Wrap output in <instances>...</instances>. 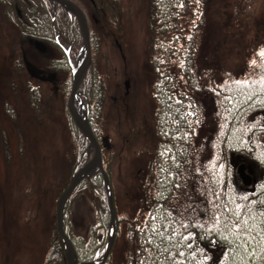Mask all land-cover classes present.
Returning a JSON list of instances; mask_svg holds the SVG:
<instances>
[{
    "label": "trees",
    "instance_id": "trees-1",
    "mask_svg": "<svg viewBox=\"0 0 264 264\" xmlns=\"http://www.w3.org/2000/svg\"><path fill=\"white\" fill-rule=\"evenodd\" d=\"M9 1L16 0H0V8L3 9ZM144 1L148 17L147 54L153 73L150 92L153 110L149 120L145 123L140 116L139 122L135 114H126L127 121L124 122L120 111L114 114L108 107L107 93L105 97L103 77L92 65L79 88L86 102L88 124L99 144L102 138H109L110 119L117 118L113 119L117 128L127 126L126 136L120 135L118 130L115 132L121 142L118 148L110 142V149H101L102 168L110 186L113 166L120 161L122 148L130 152L129 148L135 145L136 140H144L138 158L146 157L148 163L144 168L146 178L138 182V215L134 220L118 218L119 223H126L128 232L122 264H264V82L230 81L210 91L216 99L219 116L216 159L211 165H201L195 156L193 142L197 130L204 124V116L190 92L204 90L198 65V37L202 35L200 26L203 16L185 31L181 21L192 6L191 0ZM207 1L200 0L197 4L201 2L205 8ZM95 4L97 9L102 7L99 13L104 21L95 25V29L98 27L96 35L91 32V49L104 40L98 36V29L103 24H106V47L109 46L122 14L120 0H95ZM24 14L34 25L23 27L20 35H27L29 30L38 32V12L28 10ZM46 15L48 30L54 34L51 17ZM7 17L12 19L9 13ZM65 29L70 35V27ZM72 31L77 39L65 40L75 42L76 46L81 40L80 33L76 28ZM20 60H16L18 73L22 67ZM62 63L60 67L56 66V70L70 71L66 57ZM252 70L254 74L258 73V77H264L262 69L252 67ZM70 87L71 80L65 85L66 90ZM28 94L31 101L40 97L33 88H28ZM105 98L106 125L103 118ZM5 106L8 115L15 121L14 109L6 102ZM66 112L77 150L83 151L88 141L73 122L68 108ZM122 114L124 116V112ZM0 149L5 164L9 165L11 154L1 131ZM237 160L246 167L248 164L254 167L256 182L252 190L238 184L234 172ZM142 170L136 172L128 165L122 184L134 177L138 180ZM68 184L65 182L60 194ZM185 184L193 187V197L205 199V202H200L205 208L200 215L195 213V209L192 212L194 215L190 210L186 213L183 210L185 202L180 193L186 188ZM81 194L92 204L94 216L87 225L86 233L77 234L72 229L69 210L72 201ZM110 219L103 175L97 172L77 186L63 214L64 233L72 243L78 263H91L103 256L109 239ZM46 248L43 264H66L56 218L54 232ZM111 251L104 264L111 263Z\"/></svg>",
    "mask_w": 264,
    "mask_h": 264
},
{
    "label": "rangeland",
    "instance_id": "rangeland-1",
    "mask_svg": "<svg viewBox=\"0 0 264 264\" xmlns=\"http://www.w3.org/2000/svg\"><path fill=\"white\" fill-rule=\"evenodd\" d=\"M73 1L82 10H88L87 0ZM120 1V25L108 47L106 24L99 27L98 36L104 40L101 45L91 49V65L103 77L105 97L107 93L111 111L114 114L120 111V118L124 122L127 121L126 114H135L136 121L140 122L142 116L146 123L153 110L150 100L153 73L147 54V6L144 0ZM197 1L200 0H191L192 6L181 23L187 31L203 16L200 26L202 35L198 37V65L204 90L190 94L203 111L204 124L197 130L193 146L200 164L206 166L214 163L218 142L219 116L216 113V99L210 91H215L230 81L264 82V77H258V73L254 74L252 70V67H256L264 72V58L258 55L259 50L264 49V0H208L205 8L201 2L197 4ZM42 4L44 3L38 0L9 1L5 3L3 10L12 19L16 20L19 15L23 21L21 14L28 10L38 12ZM200 9L202 13H199ZM10 10L13 11L9 12ZM59 11L60 7L54 5L52 9H48V15L54 20L61 18ZM40 19L47 20V15ZM101 20L104 21L102 16L99 24ZM88 22L90 31L96 35L98 27L95 29V24L90 19ZM55 28L60 30L57 25ZM75 28L80 33L78 26L70 27V31L73 32L72 29ZM21 29L5 22L0 23V131L5 136L6 146L11 154L10 164L6 165L0 149V264H43L48 241L54 232L56 203L63 185L65 182L68 184L72 175L92 159L94 151L89 144L83 151L77 150L66 112L71 87L66 90L65 85L73 80L74 68L82 52L81 34L80 43L75 46L76 43L73 42V54L72 45H68V41L62 39L63 44H58L53 39L55 42L43 44L46 50L42 55L32 45L23 42L24 39H17ZM22 52H26L27 59L36 65L54 64L57 68L66 57L70 71L56 70L59 91H54L52 85H37L29 79L25 73ZM18 59L22 62L20 73L16 67ZM252 61L256 63L253 65ZM126 82L129 84L127 94ZM28 88L39 92L38 100H30ZM79 93L88 116L86 102L80 90ZM5 102L14 109L15 121L8 115ZM103 118L106 125V98ZM113 119L109 120V139L112 146L118 148L121 142L115 132L118 130L120 135L126 136L128 131L126 125L117 128ZM140 140H136L135 145L129 148L130 152H125L126 148H122L120 161L113 166L111 188L116 212V238L110 264H122L125 256L128 232L126 223H119L118 218L128 217L129 220H134L138 215V182L146 178L144 168L148 163L146 157L138 158L139 151L144 147V140ZM76 150L77 156L74 155ZM240 164L243 163L237 160L234 167ZM128 165L136 172L143 169V173L139 174L138 180L134 177L122 184L123 173ZM247 172L253 177L254 184V167L248 164ZM185 186L180 193L185 202V213L189 210L192 213L194 209L198 215L205 212V208L200 205L205 199L193 197V187L190 188L188 184ZM252 188L253 185L249 189ZM69 212L73 231L77 234L86 233L87 225L94 216L93 206L87 197L78 195L72 201Z\"/></svg>",
    "mask_w": 264,
    "mask_h": 264
},
{
    "label": "water",
    "instance_id": "water-1",
    "mask_svg": "<svg viewBox=\"0 0 264 264\" xmlns=\"http://www.w3.org/2000/svg\"><path fill=\"white\" fill-rule=\"evenodd\" d=\"M49 1H51L52 3L62 4L70 13L74 14L78 20V26H79V30H80L82 41H83V48L78 58L79 64L77 63V66H75L74 68L72 87H71V92H70L68 102H67V108L78 130L85 137V139L88 141V144L92 147L94 151V155L92 159L83 168H81L78 172L72 175L68 186L61 193V195L59 196L57 200V203H56L57 231H58V234L64 246L67 264H82V263H78L76 253L74 251L72 243L70 242L69 238L64 233L63 214H64L65 207L68 201L70 200L71 195L77 188V186L84 179L94 175L97 172H101L103 175L104 186H105V190H106L107 197H108V206H109L110 218H111L110 227H109V239H108L106 251L99 260L91 262V263H83V264H104L112 249V246L114 245L115 238H116V223H115L116 212H115V207L113 203L112 189H111L108 177L103 171L102 157H101L102 147L106 149L111 148L110 141H109V138L106 136L102 138L101 144L98 143V141L94 137L92 130L88 124L86 110L83 108V105L80 100L79 88L83 80L85 79L88 68L91 64V49H90L88 28H87V24H86L85 18L81 10L75 4H73L72 2L68 0H49ZM25 65H26L27 71H31V68L35 69L34 67L30 66V63L26 60H25ZM34 71H37L39 74H42V71H39V70H34ZM31 76L38 77L37 75L33 73ZM53 78L52 79L43 78V80H48L49 82H52ZM128 85H129L128 82H126L125 83L126 93L128 91ZM76 102L77 103L79 102L80 105L82 106V111H83L82 113L79 112ZM246 170H247V167L245 164L238 165L235 169V176L243 187H250L253 183V178L250 174L246 172Z\"/></svg>",
    "mask_w": 264,
    "mask_h": 264
},
{
    "label": "flooded vegetation",
    "instance_id": "flooded-vegetation-1",
    "mask_svg": "<svg viewBox=\"0 0 264 264\" xmlns=\"http://www.w3.org/2000/svg\"><path fill=\"white\" fill-rule=\"evenodd\" d=\"M38 1H40V2L44 1L43 2L44 4H42L41 7L38 10V15H39V20H40L38 32L32 33L31 30H29L27 35H24V36L20 35L19 37H17V39H24V40H22L23 42H27L28 44L32 45V47L36 51H38L40 54H42V55L44 54V50H46V49H44L45 47L43 45V44H46V42L47 43H52V42H55L53 39H56L58 44H63L64 41L62 39H77V37H76L74 32H71V34L69 35L67 33V30L65 29V27L78 26V20H77V18H76V16L74 14L70 13L62 4L52 3L49 0H38ZM68 1L72 2L73 4H75L81 10V12H82V14H83V16L85 18L86 24H87L88 33H89V40H90L91 31H90L88 19H90V21H92L95 25H98L99 22H100V13H99V11L102 12V7L97 9L96 4H95V0H87L88 3H89V6L87 8L88 10L84 11L73 0H68ZM54 5L56 7L57 6L60 7V11L59 12L61 13V18H58V19H55V20L52 19V18L50 19L51 20L50 24H52V29L54 31V34H52L51 31L48 30V20H46V19L41 20L40 17H46L45 15L48 14L47 10L50 9V8L52 9L54 7ZM17 13H19V12H17ZM6 15L4 13V10L0 9V23L1 22H5L6 24H11L12 26L20 27V28H23L25 26L31 27V26L34 25L32 22H29L26 19L25 14H23V15L21 14V17H22L23 21L20 20L21 18H20L19 15H17V19L16 20H14V19L9 20ZM5 17H7L6 21H5ZM55 25H57L60 28V30L57 31V29L55 28ZM78 28H79V26H78ZM20 34H21V31H20ZM69 44L72 45V54H73V50H74L73 49V46H74L73 41L69 42L68 45ZM90 49H91V47H90ZM26 56H27L26 52H22V60H23L24 68H25V73L27 74L29 79L32 80V81H35L37 83V85H40V84L52 85L54 91H59V86L56 85L58 83V78H57L58 74H57V71H56V69H57L56 66H54V64L49 65V66L36 65L33 62H31V60L29 61ZM25 60L28 61L30 63V66L34 67L35 69L31 68V71H27L26 65H25ZM34 70L42 71V74H39L37 71H34ZM32 73L37 75L38 77H32L31 76ZM53 76H54L55 79L53 78ZM43 78L44 79H49V78L52 79L53 78V81L49 82L48 80H43ZM246 172H247V170H246ZM236 180H237V178H236ZM237 182L240 183L238 180H237ZM252 185H253V183H252ZM250 187H245V188H250Z\"/></svg>",
    "mask_w": 264,
    "mask_h": 264
},
{
    "label": "snow or ice",
    "instance_id": "snow-or-ice-1",
    "mask_svg": "<svg viewBox=\"0 0 264 264\" xmlns=\"http://www.w3.org/2000/svg\"><path fill=\"white\" fill-rule=\"evenodd\" d=\"M258 55L261 58H264V49L259 50ZM256 63V61H252V64L254 65ZM262 215H264V213H262ZM161 235H163V233H161Z\"/></svg>",
    "mask_w": 264,
    "mask_h": 264
},
{
    "label": "bare ground",
    "instance_id": "bare-ground-1",
    "mask_svg": "<svg viewBox=\"0 0 264 264\" xmlns=\"http://www.w3.org/2000/svg\"><path fill=\"white\" fill-rule=\"evenodd\" d=\"M77 63L79 64V61H78V60H77L75 66H77ZM76 105H77V107H78L79 112L82 113L83 111H82V106L80 105V103H79V102H78V103L76 102Z\"/></svg>",
    "mask_w": 264,
    "mask_h": 264
}]
</instances>
